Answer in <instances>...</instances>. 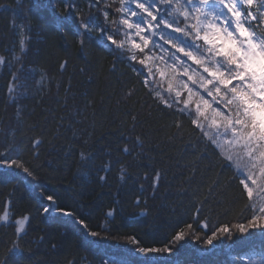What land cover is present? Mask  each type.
Masks as SVG:
<instances>
[{
  "label": "snow or ice",
  "instance_id": "obj_1",
  "mask_svg": "<svg viewBox=\"0 0 264 264\" xmlns=\"http://www.w3.org/2000/svg\"><path fill=\"white\" fill-rule=\"evenodd\" d=\"M49 2L57 10L56 28L62 32L73 29L80 37L81 47L86 37L95 39L96 46L113 57L112 71L117 62L126 63L156 109L172 118L166 126L175 129L169 140H183L187 125L188 143L194 144L191 137L195 135L203 146L202 155L211 148L221 169L232 170V179L238 181L250 215L235 225L210 226L208 217L201 219L208 202L205 197L196 203L191 223L178 224L168 242L157 247L144 246L135 234H113L112 224L118 210L122 211L118 201L104 211L99 230L92 229L80 208L61 206L55 194L45 195L41 188L47 202L42 213L68 218L82 234L85 246H98L100 241L109 240L129 245L131 254L140 264H162L161 257L174 256L179 246L188 240L206 253L218 242L231 240L236 235L244 238L256 230L264 234V0H87V11L78 7V0ZM16 4L22 5L23 0H16ZM4 7L0 4V8ZM12 23L19 31L20 54H12L11 61L0 55V66H10L5 112L12 107L7 126L0 119L3 145L0 169L10 170L13 180L31 188L39 186L42 165L36 161L44 143V128L40 120L27 124L31 113L25 112L23 101L33 89L43 98L44 89L51 90L53 78L46 69L32 68L25 73L23 55L31 40L30 25L25 22L17 25L15 20ZM66 67L67 60L61 63V71ZM56 87L59 91V82ZM134 93L135 88L130 89L125 98ZM91 103L89 101L88 106ZM79 115V109L62 115L50 141L67 139L61 129L72 132L71 141L61 143L64 167H75L74 178L95 175L102 183L107 182L109 173L116 167L122 184L133 178L130 170L151 169L143 174V179L150 183L147 187L143 183L139 185V194L133 201L139 215L146 216L150 207L148 201L156 198L164 172L153 167L152 158L144 150V138L133 135L139 114L127 113L131 124L126 129L127 135L122 133L121 138L129 143L115 149L106 148L104 156L109 159L99 164L91 134L76 127L83 123L77 119ZM51 119L56 117L52 115ZM47 120L45 117L44 123ZM125 123L122 121L117 131L124 128ZM25 126L28 132H35L39 127L40 133L27 137L28 144L22 145L15 133L26 135ZM25 147L29 151L36 150L32 151L31 158H25ZM52 151H56L55 144ZM114 152L122 155L114 156ZM13 195L10 192L7 198L0 200V228L11 230L4 233L7 239L0 237V264H33L34 253L26 245L42 243L45 238L25 240L32 212L20 210ZM52 247L55 249L56 245ZM64 264H75V260L66 259ZM100 264H130V261L106 252ZM238 264H264V243L259 250L253 245L241 254Z\"/></svg>",
  "mask_w": 264,
  "mask_h": 264
},
{
  "label": "trees",
  "instance_id": "obj_2",
  "mask_svg": "<svg viewBox=\"0 0 264 264\" xmlns=\"http://www.w3.org/2000/svg\"><path fill=\"white\" fill-rule=\"evenodd\" d=\"M0 4L5 5L0 8V55L11 61L12 54H20L19 31L14 29L12 22L15 20L17 25L25 22L30 25L28 35L31 36L23 55L25 73L28 74L32 68L46 69L53 78L51 90L45 88L43 98L33 89L29 98L23 101L25 112L31 113L27 124L40 120L44 128V143L36 161L42 165L39 186L27 187L13 180L10 170L0 169V200L12 192L17 207L32 212L31 226L25 240H38L41 236L45 238L42 243L26 245L34 253L31 257L33 264H64L66 259L75 260V264H100L106 252L123 256L130 264H140L139 259L131 254L129 245L109 240L100 241L98 246H85L82 234L68 218L43 214L42 208L47 202L41 195V188L45 195L55 194L61 206L80 208L93 230H99L104 211L118 201L122 211L118 210L112 224L113 234H135L144 246L159 247L167 243L178 224L191 223L196 203L205 197L208 202L204 205L201 219L208 217L210 226L219 223L235 225L250 215L245 208L246 200L241 197L238 181L232 179V170L221 169L211 148L206 155H202L203 146L195 135L191 137L194 144H189L187 125L183 140H169L175 129L166 126L170 125L172 118L156 109L145 94L146 90L138 83L139 78L131 73L126 63L117 62L115 71H112L113 57L98 48L95 39L86 37L81 47L80 37L73 29L62 32L56 28L54 16L57 10L52 8L49 0H23L20 6H17L16 0H0ZM78 7L87 11V0H78ZM65 60L67 67L61 71L60 65ZM35 78L38 79V75ZM9 79L10 66H0V119L5 126L12 116L11 106L7 112L4 110ZM133 88L134 95L126 99L125 93ZM89 101L92 102L91 106H88ZM44 109L50 111L45 112ZM76 109L80 110L77 119L83 121L76 127L86 129L91 134L97 164L109 159L104 156L106 148L115 149L118 145L129 143L121 138L122 133L127 135L126 129L131 124V117L127 113L139 114L133 135L144 138V150L152 158L153 167L164 172L156 198L148 201L150 207L146 216L139 215L133 201L139 194V185L143 183L147 187L150 183V180L143 179V174L151 172V169L142 167L130 170L133 178L122 184L116 167L109 173L106 183L98 182L95 175L74 178L75 167H64L61 143H69L72 132L61 129L63 137L67 139L50 141L57 131L59 118ZM52 115L56 119H51ZM45 117H48L47 123H44ZM122 121L126 122L125 126L117 131ZM24 132L26 135L20 132L15 135L18 142L27 145V137L38 136L40 128L28 132L25 126ZM53 144L56 151H52ZM0 151H3L2 143ZM24 151L25 158H31L32 151L36 150L29 151L25 147ZM121 155L114 152V156ZM216 181L219 183L215 184ZM196 230L200 232L199 228ZM5 231L11 230L0 228V237L7 239L4 237ZM262 243L264 234L259 230L244 238L236 235L231 240H222L206 253L188 240L179 246L174 256L161 257V261L162 264H238L241 254L253 245L259 250ZM53 245H56L55 249Z\"/></svg>",
  "mask_w": 264,
  "mask_h": 264
}]
</instances>
